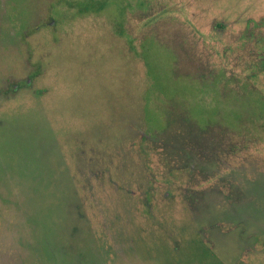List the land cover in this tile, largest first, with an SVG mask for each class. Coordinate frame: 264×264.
Here are the masks:
<instances>
[{"label": "rangeland", "instance_id": "rangeland-1", "mask_svg": "<svg viewBox=\"0 0 264 264\" xmlns=\"http://www.w3.org/2000/svg\"><path fill=\"white\" fill-rule=\"evenodd\" d=\"M80 1L0 0V264H264V0Z\"/></svg>", "mask_w": 264, "mask_h": 264}, {"label": "trees", "instance_id": "trees-1", "mask_svg": "<svg viewBox=\"0 0 264 264\" xmlns=\"http://www.w3.org/2000/svg\"><path fill=\"white\" fill-rule=\"evenodd\" d=\"M89 0H81L80 2H78V5H79V10H78V13H80V14H84V13H87V12H94V13H98V11L102 8V3L100 4L99 2L94 6V4H92L93 6H89L90 5V2L91 3H93L94 2V0H90V2H88ZM69 3V2H68ZM70 4V3H69ZM0 8H2V7H0ZM144 26V25H143ZM219 26V25H218ZM145 27V26H144ZM28 36V35H27ZM1 40H2V38H1ZM35 50H36V48H35ZM26 52H27V54H30V56H28L27 57V60L30 62V63H26V68H27V74L28 75H26L25 76V78H26V82H27V79H31L32 77L33 78H35V76H37V75H40V73L41 72H43L42 71V69H44L43 67V64H44V62L46 61V57H44L45 56V54L47 53V52H44V51H42V55H40V58L42 59V61L41 62H38L37 60H35L34 59V57H33V55H32V53H31V51L30 50H26ZM35 54H36V57H38V51L36 50L35 51ZM30 59H31V61H30ZM262 63H264V60L262 61ZM263 65V69H264V64H262ZM5 78H3L2 80H0V95H7L8 93H12V92H14L15 90H16V88H17V86H18V88H22V87H28L26 84L25 85H23L22 83V81L21 80H16L15 78H13V76H11V75H6V76H4ZM249 81H252L253 83H255V84H258L257 83V81H256V76L254 75H251L250 76V78L249 77H246ZM19 81H21V82H19ZM15 86H16V88H15ZM259 87V86H258ZM259 89H261V88H259ZM212 173H218V172H215V171H213ZM215 174H212V175H215ZM217 175V174H216ZM215 175V176H216ZM210 179H211V177H210ZM162 184V183H161ZM150 189V186H149V188H148V190ZM177 189V188H176ZM166 195H168V194H166ZM169 195H171L170 194V192H169ZM149 205H150V203H148ZM116 222H118V220L116 221ZM120 235V234H119ZM119 235H117V237H119ZM120 237H121V235H120ZM94 238L95 239H97V242H98V244H99V246H101V245H103V244H101L100 245V243H101V237L100 238H98V236L95 234V236H94ZM104 238V237H103ZM121 239V241L120 240H118V238H113L112 239V241H111V243H112V245H111V243H109V245L110 246H105V248L106 249H108V248H110V251H109V256L113 253V255H115V252L116 251H121V252H123L122 251V249L120 248V244H121V242L122 243H124V242H127V240L125 241L122 237L120 238ZM129 241V240H128ZM195 242H197V240L195 239ZM117 243H118V245H117ZM119 247V249H117ZM113 249V251H111ZM176 250H177V247L175 248ZM205 251H206V254H201L200 255V257L199 258H197V261L199 260V262L200 263H194V264H201V263H204V264H211V260L212 259H214L213 258V253H212V251L211 250H209L208 248H206V246H205ZM179 251V250H178ZM109 256H107V258H106V261H107V263L109 264L110 263V258H109ZM147 257V256H146ZM154 258H156V257H154ZM175 264H186V262L184 263L182 260H181V255H180V257L178 258V260H177V262H175Z\"/></svg>", "mask_w": 264, "mask_h": 264}, {"label": "flooded vegetation", "instance_id": "flooded-vegetation-1", "mask_svg": "<svg viewBox=\"0 0 264 264\" xmlns=\"http://www.w3.org/2000/svg\"><path fill=\"white\" fill-rule=\"evenodd\" d=\"M15 88H16V86H15Z\"/></svg>", "mask_w": 264, "mask_h": 264}]
</instances>
